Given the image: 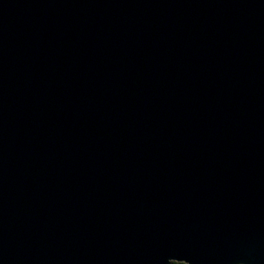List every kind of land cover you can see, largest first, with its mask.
<instances>
[{
  "label": "water",
  "instance_id": "1",
  "mask_svg": "<svg viewBox=\"0 0 264 264\" xmlns=\"http://www.w3.org/2000/svg\"><path fill=\"white\" fill-rule=\"evenodd\" d=\"M264 264V0H0V264Z\"/></svg>",
  "mask_w": 264,
  "mask_h": 264
},
{
  "label": "rangeland",
  "instance_id": "2",
  "mask_svg": "<svg viewBox=\"0 0 264 264\" xmlns=\"http://www.w3.org/2000/svg\"><path fill=\"white\" fill-rule=\"evenodd\" d=\"M177 263H179V262H176V261L173 262V264H177ZM182 264H183V263H182Z\"/></svg>",
  "mask_w": 264,
  "mask_h": 264
},
{
  "label": "trees",
  "instance_id": "3",
  "mask_svg": "<svg viewBox=\"0 0 264 264\" xmlns=\"http://www.w3.org/2000/svg\"><path fill=\"white\" fill-rule=\"evenodd\" d=\"M177 264H182V262H179V263H177Z\"/></svg>",
  "mask_w": 264,
  "mask_h": 264
}]
</instances>
